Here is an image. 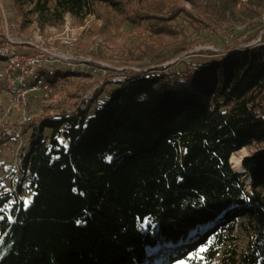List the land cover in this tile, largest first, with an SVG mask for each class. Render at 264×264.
Returning <instances> with one entry per match:
<instances>
[{
	"label": "trees",
	"instance_id": "1",
	"mask_svg": "<svg viewBox=\"0 0 264 264\" xmlns=\"http://www.w3.org/2000/svg\"><path fill=\"white\" fill-rule=\"evenodd\" d=\"M180 1L203 21L220 15L197 0H127L130 20H147L175 57L189 49L167 40L178 33L169 20L190 16ZM120 2L10 0V27L23 38L35 20L43 34L67 15L81 22L97 5ZM181 65L132 72L108 90L22 122L19 202H8L7 215L8 195L0 193V264H153L152 246L181 242L205 224L196 238L210 243L208 262L218 256V264H264V43ZM51 75L55 91L58 78L80 74ZM253 145L258 149L240 161L247 180L230 157ZM27 189L28 205L20 196ZM236 229L243 247L222 249ZM183 247H173L170 261Z\"/></svg>",
	"mask_w": 264,
	"mask_h": 264
},
{
	"label": "rangeland",
	"instance_id": "2",
	"mask_svg": "<svg viewBox=\"0 0 264 264\" xmlns=\"http://www.w3.org/2000/svg\"><path fill=\"white\" fill-rule=\"evenodd\" d=\"M197 1L204 8L218 10L220 15L209 21H203L195 17L198 14L197 9L191 3L180 1V5L189 10L190 16L186 13L179 15L176 13L174 20H169L178 33L168 37L167 40L182 42L183 45H188L189 49L175 57L172 48L163 50L165 48L159 44L160 39L152 35L147 20L137 22L130 20L133 17V9L127 0L118 3L117 8L99 4L96 13L87 15L81 22H75L67 15L62 26L48 28L43 34L33 20L23 33V38L16 37L11 31L10 0H0V39L8 33L19 41L15 46L16 49L35 48L27 44L32 42L62 56V60L44 63V76L46 74L52 76L54 71L64 73L74 70L80 74L58 78L55 81V91H52L46 99H43L41 93L34 92L25 94L24 98L20 96L16 99L10 96L13 98L12 102L7 97L0 96V141L3 139L0 142V193L8 195L5 204L6 215L10 207L8 202L15 204L19 202L13 195L18 179L14 162L19 164V157L15 158L13 154L16 146L14 130L24 116L38 115L48 107L53 112L62 107H68L81 98L91 97L101 87L108 90L114 81L121 80L125 75L141 69L167 65L182 66L181 63L197 66L208 63L225 50L228 53L233 52L237 44L249 47L264 43V0ZM29 35L30 38L27 37ZM63 40L68 42L65 43ZM150 47L155 49L153 54L147 52ZM48 132L49 130L46 129L45 133L48 134ZM5 135H11V137L7 138ZM23 142L24 146V137ZM257 149V145L243 147L233 156L240 158L241 161L243 156ZM230 164L233 168L231 158ZM234 170L241 177H246L239 167ZM246 179L248 180L247 177ZM31 195V190L22 191L20 196L24 204L28 205ZM145 224L146 222L142 224V231L145 230ZM207 226L209 224L190 229L189 234L181 242L152 246L151 250L155 257L153 264H218V256L208 262L206 251L210 248V243L198 244L197 242L196 233L206 229ZM231 235V239L222 245V249L229 246H235L237 249L243 247L245 235L242 230L236 229ZM181 245L191 248L183 247L184 255L170 261L174 254L173 247Z\"/></svg>",
	"mask_w": 264,
	"mask_h": 264
},
{
	"label": "built area",
	"instance_id": "3",
	"mask_svg": "<svg viewBox=\"0 0 264 264\" xmlns=\"http://www.w3.org/2000/svg\"><path fill=\"white\" fill-rule=\"evenodd\" d=\"M67 43L68 41L63 40ZM19 43L18 40L11 37L8 33L0 39V96L7 97L11 102L12 97L18 99L20 96L24 98L29 92L41 93L43 99L48 98L52 93L53 87L43 74L44 63L51 60H62V56L52 53L50 50L42 48L32 42H27L30 46H34V53H20L16 49ZM9 96V97H8ZM12 96V97H10ZM29 119V116H24L17 123V129L14 130L16 146L13 149V154L19 157L23 147V137L20 133L21 124ZM14 168L18 173L20 164L14 162ZM15 181V179H14Z\"/></svg>",
	"mask_w": 264,
	"mask_h": 264
},
{
	"label": "bare ground",
	"instance_id": "4",
	"mask_svg": "<svg viewBox=\"0 0 264 264\" xmlns=\"http://www.w3.org/2000/svg\"><path fill=\"white\" fill-rule=\"evenodd\" d=\"M230 158H231V163L233 165V168L236 169V168L239 167L241 169V167H240V158L234 157L233 155H231Z\"/></svg>",
	"mask_w": 264,
	"mask_h": 264
},
{
	"label": "snow or ice",
	"instance_id": "5",
	"mask_svg": "<svg viewBox=\"0 0 264 264\" xmlns=\"http://www.w3.org/2000/svg\"><path fill=\"white\" fill-rule=\"evenodd\" d=\"M201 251H204V249H201Z\"/></svg>",
	"mask_w": 264,
	"mask_h": 264
}]
</instances>
